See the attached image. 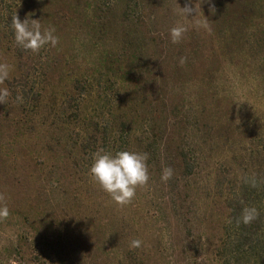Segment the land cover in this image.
I'll list each match as a JSON object with an SVG mask.
<instances>
[{
  "label": "rangeland",
  "instance_id": "1",
  "mask_svg": "<svg viewBox=\"0 0 264 264\" xmlns=\"http://www.w3.org/2000/svg\"><path fill=\"white\" fill-rule=\"evenodd\" d=\"M11 2L59 43L0 46V264H222L227 197L264 184V0ZM99 149L148 155L131 203L89 174Z\"/></svg>",
  "mask_w": 264,
  "mask_h": 264
},
{
  "label": "clouds",
  "instance_id": "2",
  "mask_svg": "<svg viewBox=\"0 0 264 264\" xmlns=\"http://www.w3.org/2000/svg\"><path fill=\"white\" fill-rule=\"evenodd\" d=\"M191 0L186 2L185 6L180 9L183 16L198 15L196 7H192ZM14 39L17 45L25 51L38 53L45 46L51 45L55 47L59 43L54 28L43 29L40 21L27 19L21 21L18 16L13 19ZM198 27H207L208 20L205 17L203 21L197 22ZM187 27L183 24H178L170 30L173 43L179 42L187 32ZM184 60H181L183 63ZM9 77V66L0 64V85ZM10 92L7 88L0 87V102H3ZM17 101L22 102L23 97L17 96ZM93 163L90 167L89 174L92 179L100 185V187L109 194L111 199L119 205L131 203L136 195L137 187L144 186L148 183L150 176L148 171L147 161L149 159L146 153H137L130 151H120L115 154L106 152L104 149H99L93 154ZM173 171L171 168H165L161 179L164 181L172 177ZM2 199V197H0ZM9 215V210L6 206L0 207V218H6ZM259 216V211L255 207H245L240 217V221L247 225L256 220ZM142 241L133 240L131 247L139 248Z\"/></svg>",
  "mask_w": 264,
  "mask_h": 264
},
{
  "label": "trees",
  "instance_id": "3",
  "mask_svg": "<svg viewBox=\"0 0 264 264\" xmlns=\"http://www.w3.org/2000/svg\"><path fill=\"white\" fill-rule=\"evenodd\" d=\"M14 8L11 0H0V46L7 53L14 43ZM248 182H241L226 199L228 218L216 250L222 264H264V184ZM245 207L259 211L258 218L247 225L239 222Z\"/></svg>",
  "mask_w": 264,
  "mask_h": 264
}]
</instances>
